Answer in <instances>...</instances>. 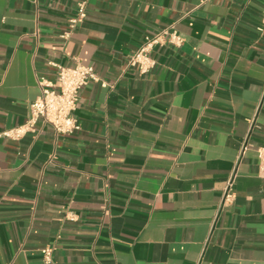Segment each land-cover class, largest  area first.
Masks as SVG:
<instances>
[{"label":"crops","instance_id":"1","mask_svg":"<svg viewBox=\"0 0 264 264\" xmlns=\"http://www.w3.org/2000/svg\"><path fill=\"white\" fill-rule=\"evenodd\" d=\"M0 0V131L82 63V129L0 136V264H264V0ZM174 26L146 73L127 64ZM243 145L235 199L221 207Z\"/></svg>","mask_w":264,"mask_h":264},{"label":"built area","instance_id":"2","mask_svg":"<svg viewBox=\"0 0 264 264\" xmlns=\"http://www.w3.org/2000/svg\"><path fill=\"white\" fill-rule=\"evenodd\" d=\"M90 0H81L77 14L69 20L71 29L78 26L87 17V8ZM259 30L264 32V12ZM165 42L175 45L183 43V37L174 27H168L154 35L146 36L145 42L140 49L130 54L127 64L138 69L141 73L150 71L156 64V60L150 55V51L156 46ZM91 81L101 82L103 86L108 83L101 79L94 67L77 63L74 66L59 65L56 80L51 81L44 77L39 79L41 87L40 96L31 103L28 120L23 125L13 129L0 131V136L19 139L28 132L35 131L36 125L41 120L54 127L57 133L73 134L82 129L81 122L75 116L80 91ZM247 145H243L239 160L235 165L221 202V207L231 203L235 199L233 190L234 181L237 175L238 165L243 157ZM259 174L264 178V143L257 148ZM44 261L48 264L53 262L54 248L47 246L42 249Z\"/></svg>","mask_w":264,"mask_h":264}]
</instances>
